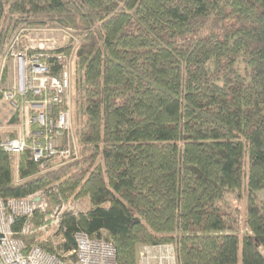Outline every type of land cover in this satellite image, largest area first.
Segmentation results:
<instances>
[{
	"label": "trees",
	"instance_id": "obj_1",
	"mask_svg": "<svg viewBox=\"0 0 264 264\" xmlns=\"http://www.w3.org/2000/svg\"><path fill=\"white\" fill-rule=\"evenodd\" d=\"M20 25L75 29L43 60L70 65L74 138L59 143L78 156L42 167L0 129V198L41 200L13 236L66 262L81 231L116 264L161 243L177 264H264V0H0V65Z\"/></svg>",
	"mask_w": 264,
	"mask_h": 264
},
{
	"label": "built area",
	"instance_id": "obj_2",
	"mask_svg": "<svg viewBox=\"0 0 264 264\" xmlns=\"http://www.w3.org/2000/svg\"><path fill=\"white\" fill-rule=\"evenodd\" d=\"M9 40L10 55L4 50L6 55H3L1 63L4 64L5 57L14 58L18 86L1 91L0 100L6 102L9 115L16 113L19 122L14 123L17 134L4 138L2 148L15 155L30 148L33 160L43 167L45 159L66 158L71 153L68 147L59 143L61 137L69 135V110L59 107L53 112V106L64 103L70 83L69 68L66 57L56 54V60L63 64V68L57 75H49V79L43 56L44 51L53 48L22 44L18 34H13ZM27 95L32 97L26 98ZM32 197L0 198V264H116L115 248L110 242L91 238L81 231L75 233V248L64 254H75L73 262H66L37 245L26 248L22 238L13 236L11 224L17 215H31L41 206V200ZM20 232L28 234L29 225H24Z\"/></svg>",
	"mask_w": 264,
	"mask_h": 264
},
{
	"label": "rangeland",
	"instance_id": "obj_3",
	"mask_svg": "<svg viewBox=\"0 0 264 264\" xmlns=\"http://www.w3.org/2000/svg\"><path fill=\"white\" fill-rule=\"evenodd\" d=\"M43 28H44L43 26L24 27L23 25H20L14 34L15 35L18 34L19 36H21L22 40H20V42L22 44H25V45L32 44L34 45V47H37L36 45H41L45 47L44 49H47V46H49L50 48H55L58 45L60 46L61 44L66 42L71 37L72 35L71 32L75 31L74 28H69V27L47 26L46 28L44 29ZM8 42H9V45H8ZM10 43H11L10 40H8L5 43L3 51L1 52V61L3 59V55H6L7 52L10 55V51H9L11 47ZM4 61H5L4 64L1 63L0 65V97L2 95L1 91L13 90L15 87L18 86V81H17L18 77L17 75H15L17 67L14 63V58L7 59L5 57ZM68 67H70V65H68ZM68 73H69L70 83H69V88L66 92L65 99L63 100L64 103L62 105L65 106V108L69 110V114H70V126L68 128L67 133H69V135L72 136V138H74L73 137L74 136L73 124H72L73 122H72V115H71L72 114V100H73L72 93L74 94V92H72V86H71V70H68ZM49 75L50 74H48L47 76L50 79L51 76ZM31 97H32L31 95L26 96V98H31ZM7 108L8 106L6 102L4 100H0V129L6 130V131H12L16 135L17 134V130L15 127L16 125L9 122L10 117L12 115H9V111L7 110ZM30 131L32 130L30 129ZM77 151H78V148H77ZM76 156H78V152H76V150L70 153V158L75 159ZM54 159L57 160L58 158H54ZM255 196L257 197V199L264 202V187L259 189L256 192ZM29 197H32V196H29ZM34 197L35 196H33L32 198ZM36 197H37L36 199H40L39 195H37ZM231 200L232 199L225 200V204L226 202H228L230 203V205H235L236 201H231ZM89 206H90V202L87 199L80 200V202H75L74 205H72V207H74L75 209H80V208L84 209V208H88ZM63 207L64 205L60 204L58 205L57 210L61 211ZM154 245H158V244H151V245L147 244V245H143L140 248L137 264H177L176 250H175L174 245L168 244V243H161L158 246H154Z\"/></svg>",
	"mask_w": 264,
	"mask_h": 264
}]
</instances>
